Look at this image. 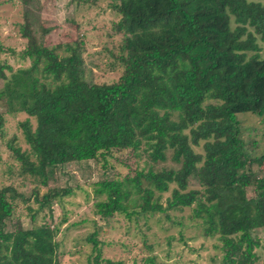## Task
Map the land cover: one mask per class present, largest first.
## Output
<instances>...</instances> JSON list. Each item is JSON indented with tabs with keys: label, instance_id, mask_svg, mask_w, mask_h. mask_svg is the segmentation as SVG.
Here are the masks:
<instances>
[{
	"label": "trees",
	"instance_id": "16d2710c",
	"mask_svg": "<svg viewBox=\"0 0 264 264\" xmlns=\"http://www.w3.org/2000/svg\"><path fill=\"white\" fill-rule=\"evenodd\" d=\"M18 1L26 6L39 0ZM113 8L119 18L113 31L122 43L113 55L120 76L111 84L85 80L76 42L49 48L22 29L28 43L21 58L31 66L11 74L8 96L20 101L16 112L33 119L35 127L28 120L22 124L28 151L11 141L7 146L20 174L35 183L37 209L33 226L23 228L13 222L19 194L0 189V264H58L57 227L34 224L38 214L72 195V188H48L54 170L88 161L106 164L125 150L144 155L150 166L133 177L94 184L97 216L133 221L161 214L171 220L168 211L191 208L202 236L220 242L219 264H257V250L264 255V242L254 235L264 232V154L252 153L240 118L253 116L264 124L258 45L264 42V3L115 0ZM7 92L3 85L0 99ZM170 185L163 206L161 195ZM97 235L87 238L90 262L115 264L102 258ZM144 264L163 263L150 257Z\"/></svg>",
	"mask_w": 264,
	"mask_h": 264
},
{
	"label": "rangeland",
	"instance_id": "374dc122",
	"mask_svg": "<svg viewBox=\"0 0 264 264\" xmlns=\"http://www.w3.org/2000/svg\"><path fill=\"white\" fill-rule=\"evenodd\" d=\"M114 3L115 0H39L25 6L18 0H0V66L5 67L3 72L7 77L5 82L0 79V90L3 85L8 90L5 101L0 99V189L11 187L19 194L13 199V222L18 221L23 228L33 226L31 216L37 209L32 195L35 183L20 174L19 164L11 157L7 146L11 141L22 151H28L22 124L28 120L32 128L35 127L33 119L16 112L21 108L20 101L8 96L14 87L11 74L17 75L19 69L31 66L29 60L21 58L28 43L22 36V29L28 28L37 41L43 39L49 48L76 42L85 66V80L97 85L111 84L120 76L113 55H118L122 43V37L113 31V25L119 20ZM258 45L264 59V42L258 41ZM240 119L248 129L244 136L252 153L264 154V124L253 116ZM149 166L144 155L137 156L125 150L113 153L106 164L101 160L88 161L54 170L48 188H72V195L54 202L51 212L46 209L38 214L34 224L57 227L58 264H92V246L87 238L95 231L102 246V258L115 264H144L150 257L163 264L221 262L220 242L202 236L191 219V208L168 211L171 220L161 214L133 221L118 214L108 219L95 214L98 199L93 195L94 184L133 177L136 171L147 170ZM167 166L172 165L167 163ZM260 170L257 166L252 168L256 173ZM173 188L170 185V191L161 195L163 206ZM191 188L198 189L197 183L191 181ZM46 190L41 189L42 192ZM251 195L250 190L248 196ZM26 198H30L27 204ZM254 235L264 242L263 231L258 230ZM257 254V264H262V250H257Z\"/></svg>",
	"mask_w": 264,
	"mask_h": 264
}]
</instances>
